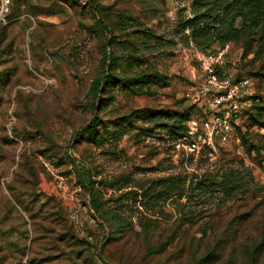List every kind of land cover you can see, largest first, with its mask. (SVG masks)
Segmentation results:
<instances>
[{"label": "rangeland", "instance_id": "obj_1", "mask_svg": "<svg viewBox=\"0 0 264 264\" xmlns=\"http://www.w3.org/2000/svg\"><path fill=\"white\" fill-rule=\"evenodd\" d=\"M7 1L0 0V188L8 197L5 183L25 187L22 264H188L224 233L236 235L235 253L228 246L212 264L224 256L240 264L241 245L264 232V129L248 127L251 104L237 122L258 147L251 155L229 144L186 156L167 130L174 114L194 106V117L209 106L211 73L230 83L247 78L250 96L264 94V29L200 49L184 30L192 0ZM107 73L157 79L142 92L115 84L97 97L90 87ZM220 174L238 188L201 193L194 185Z\"/></svg>", "mask_w": 264, "mask_h": 264}, {"label": "trees", "instance_id": "obj_2", "mask_svg": "<svg viewBox=\"0 0 264 264\" xmlns=\"http://www.w3.org/2000/svg\"><path fill=\"white\" fill-rule=\"evenodd\" d=\"M103 8L93 5V11L102 15ZM102 30L105 31L107 27L101 24ZM189 33V40L193 42L198 48L206 49L213 43L224 46L230 42L238 40H248L251 36H257L261 30L264 29V0H192V17L185 22L184 30ZM110 32V31H109ZM134 60V57L130 58ZM114 62V58L111 59ZM151 78V79H150ZM157 79V77H153ZM150 75H137L129 79H117L112 74L107 73L105 76H100L90 87V91L98 97L101 91L108 86L117 84L120 88H125L129 91L147 90L149 84L153 80ZM100 99V98H99ZM251 106L245 112L248 116V127H256L257 129H264V94H256L251 96ZM195 108L190 106L180 113H176L170 117L172 124L168 126V136L172 141L183 137L186 134V123L189 120L191 111ZM167 126V125H165ZM92 131L93 126H89ZM86 128H84V132ZM2 142L5 145H10L11 140L2 135ZM247 133L240 136L241 146L246 152L251 155L253 152H258V147L248 142ZM96 139V137H95ZM94 139V140H95ZM96 142V141H94ZM3 148L0 146V166L3 168L6 165V156L3 154ZM1 168V170H2ZM0 170V180H1ZM203 178V179H202ZM202 179V180H201ZM230 176L223 177L222 174L214 179L207 177H200L196 179L195 187H199L201 191H216L217 186H223L226 189L238 188L236 179ZM22 180V179H21ZM201 180V181H200ZM198 182V183H197ZM190 183V182H189ZM20 186L13 188L11 183H5L7 192L14 203L11 204L9 198L4 196L0 188V264H22L26 256L28 245L25 244L27 229L25 221L21 217L18 209L29 210V203L24 201V185L20 181ZM223 184V185H222ZM26 191V190H25ZM49 204V203H48ZM47 204V205H48ZM11 212V217L9 213ZM57 220L55 225L57 226ZM119 221V227L126 224ZM148 226V225H147ZM65 229V227L63 228ZM146 224L141 227L147 237H149L146 230ZM62 234H65L64 232ZM73 236V234H70ZM67 237V236H65ZM222 239L216 244L205 247L204 251L199 255H192L189 263L191 264H212L220 260L223 251L230 246V251L235 253V245L233 244L236 235H221ZM240 237V236H239ZM238 237V238H239ZM236 240V239H235ZM232 241V242H231ZM84 242V241H83ZM89 251L93 249L91 245H87ZM243 259L240 264H264V232H261L252 239H247L241 245ZM158 253V249L155 250ZM232 256H229V259ZM7 259L10 261L7 262ZM235 260V258L233 257ZM188 263V264H189ZM222 264H233L232 259L222 257Z\"/></svg>", "mask_w": 264, "mask_h": 264}, {"label": "built area", "instance_id": "obj_3", "mask_svg": "<svg viewBox=\"0 0 264 264\" xmlns=\"http://www.w3.org/2000/svg\"><path fill=\"white\" fill-rule=\"evenodd\" d=\"M3 1L2 7L8 4L7 0ZM207 82L214 89L210 91L209 106L202 105L196 109L198 115L191 116L186 123V134L173 143L174 148L186 156H211L217 146L229 144L242 147L240 136L244 135L246 130L237 122L241 115L240 108L248 107L252 102L248 92L249 79L242 78L230 83L227 79L218 80L216 75L211 73ZM199 93L204 94L203 89L199 90ZM184 96L186 99L192 98V92L186 91ZM199 99L193 97L196 102ZM245 118L248 120L247 115Z\"/></svg>", "mask_w": 264, "mask_h": 264}]
</instances>
